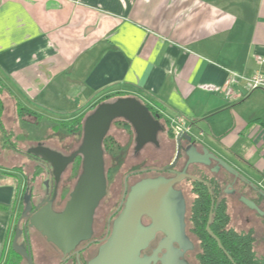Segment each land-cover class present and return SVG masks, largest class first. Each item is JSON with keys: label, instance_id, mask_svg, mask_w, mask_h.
<instances>
[{"label": "crops", "instance_id": "crops-1", "mask_svg": "<svg viewBox=\"0 0 264 264\" xmlns=\"http://www.w3.org/2000/svg\"><path fill=\"white\" fill-rule=\"evenodd\" d=\"M257 57L264 0H0L6 105L15 109L16 98L56 121L85 118L106 95H135L170 121L183 117L192 138L264 189V91L223 92L228 71L250 72ZM1 154L11 162L16 152L0 145ZM23 163L0 167V203L9 205L0 209V264L22 206Z\"/></svg>", "mask_w": 264, "mask_h": 264}, {"label": "flooded vegetation", "instance_id": "flooded-vegetation-1", "mask_svg": "<svg viewBox=\"0 0 264 264\" xmlns=\"http://www.w3.org/2000/svg\"><path fill=\"white\" fill-rule=\"evenodd\" d=\"M119 96L135 95L120 94L101 102L113 101ZM135 97L147 106L151 117L157 121L156 132L152 133L153 127L149 126L144 133H139L125 117H116L110 122L100 144L99 180L103 183L104 194L93 210L89 236L66 253L30 223L31 217L48 205L57 212L66 207L84 171L85 154L81 151L83 123L82 139L72 150L62 151L58 147L38 142L33 148L46 147L49 150L38 153L26 151L34 165L31 176L26 178L23 186L22 206L16 216L6 262L87 264L97 253L99 245L111 234L113 221L122 210L131 185L150 177L177 179L172 187L180 195L181 211L170 210L162 204L159 207L160 221L153 222L150 217L142 216L143 227L148 228L154 224L152 238L140 253L144 261L139 264H198V255L205 250L201 242V237L205 235L202 228L209 235L206 226L208 224L211 229L214 214L222 207L229 213V206L239 203L246 210L264 218V189L259 184L235 168L227 169L218 155L194 138L188 139L187 131L179 136V153L176 157L178 134L174 133L170 120L153 104ZM113 125V133H109ZM131 137L132 147L128 145ZM106 154L110 158L122 156V160H116L114 165L110 160L111 164H107ZM53 162L58 165L55 167ZM124 164L127 165L126 169L121 172ZM25 194L30 195L31 209L23 214ZM246 200L261 212L250 207ZM18 230L16 242L24 247V255L12 248V241ZM168 254H171V261L163 263V258Z\"/></svg>", "mask_w": 264, "mask_h": 264}, {"label": "water", "instance_id": "water-1", "mask_svg": "<svg viewBox=\"0 0 264 264\" xmlns=\"http://www.w3.org/2000/svg\"><path fill=\"white\" fill-rule=\"evenodd\" d=\"M116 117H125L139 133H144L149 126L155 134L157 121H154L148 112L147 106L135 96H119L113 101L99 103L83 122V143L81 151L84 152L83 174L76 188L70 195L63 211L57 212L50 205L42 208L31 217V226L41 232L49 241L63 252L73 249L81 240L89 236L92 213L99 199L104 194L103 183L99 180L101 167L100 144L110 122ZM177 140V154L179 153V136ZM191 139L190 134H186ZM46 147L30 148L35 153L48 151ZM223 166L229 170L233 168L221 160ZM56 167L58 164L53 162ZM101 169V168H100ZM60 172V171H59ZM58 173V172H57ZM198 179L197 177H194ZM177 179L164 177H150L131 185L122 210L113 221L111 234L99 245L97 253L87 264H139L144 261L140 256L143 248L152 238L149 227H143L142 216H148L153 222L160 221L159 207L166 205L170 210H180L179 193L172 187ZM165 200V202H163ZM25 208L23 214L31 209L30 195L23 197ZM250 207L257 208L252 202L245 201ZM165 208V207H164ZM258 209V208H257ZM259 212H261L258 209ZM181 213V212H180ZM206 230L214 238L217 245L224 250L218 237L213 234L209 225ZM19 230L12 241V248L25 254L24 247L17 244ZM229 257V255H228ZM165 258V259H164ZM163 263L171 261V254L165 255ZM30 261V257H29Z\"/></svg>", "mask_w": 264, "mask_h": 264}, {"label": "trees", "instance_id": "trees-1", "mask_svg": "<svg viewBox=\"0 0 264 264\" xmlns=\"http://www.w3.org/2000/svg\"><path fill=\"white\" fill-rule=\"evenodd\" d=\"M7 87L0 80V133H1V148L9 147L17 153H25L21 151L17 142L18 137L21 136L19 132L15 134V142L11 140L9 136L13 133L12 129H7L3 117L6 111V104L3 99L4 92ZM118 94H110L102 97L93 106H96L99 102L107 99L111 96H116ZM15 100V114L16 118L20 121H26L31 125H39L43 120H48L42 114L37 113L28 107L21 104L16 98ZM31 117L32 120L27 119ZM85 115H80L78 117L68 119V120H56L50 126L52 134L60 136L71 135L81 130V126ZM9 142V143H8ZM21 165H16V170L22 169ZM9 205L5 203H0V209L7 210ZM211 231L220 240L226 253L217 245L214 238L208 235L205 230L204 236L201 237L202 245L205 247L204 252L198 255V264H264V254L259 255L254 248L255 237L254 229L250 228L248 230H236L230 224V216L227 210L222 207L217 210L214 214V218L211 222ZM15 261L6 262V264H15Z\"/></svg>", "mask_w": 264, "mask_h": 264}, {"label": "rangeland", "instance_id": "rangeland-1", "mask_svg": "<svg viewBox=\"0 0 264 264\" xmlns=\"http://www.w3.org/2000/svg\"><path fill=\"white\" fill-rule=\"evenodd\" d=\"M249 101L251 103L252 100H249ZM254 102L258 103L259 101L254 100ZM47 115L51 116V114H49V113H47ZM57 118L66 119V118H68V116H58ZM27 119L32 120V118L29 116L27 117ZM3 121H4L7 129L13 130V133L11 134V136H9L13 142H15V134L17 132H19L21 134V136L18 137L17 144H18L19 148L21 149V151H23V152H26L28 149L36 146L38 142H40L44 145H47L49 147L50 146L51 147H54V146L58 147L62 151H69V150L76 148L82 139V130H80L79 132H76L74 134L66 135V136H60V134H58V135L52 134L50 126L53 124L54 120H51V119L43 120L37 126L31 125L30 123H28L26 121H20L16 118L15 109L9 105H6V111H5V115L3 117ZM170 123H171V125H174V123L172 121H170ZM114 128H115V125H113L111 127L109 133H113ZM192 130L196 136L198 134L197 129H192ZM114 135H115V133H114ZM115 136H117V135H115ZM200 139H202L204 141V143L209 144L208 140L210 138L207 137L206 133H205V135L200 137ZM1 144H2V142H1V133H0V145ZM132 144H133V138L131 137V140L128 143V145L130 147H132ZM23 154H25V153H23ZM110 157L111 156L109 154L105 155V159L107 160V164H111L110 160H112L113 165L116 164V162H119V161L121 162V160H122V156L121 157L115 156L116 158H110ZM29 160H30V158L28 155L22 156L16 152V154L14 155V158H10L11 162H9L1 154L0 155V167H8V168H10V170H12L11 169V166H12L11 163L15 162V164L21 165L22 162H25V163H23L24 168H25L26 172L28 173V177H30L32 174L31 172H32L34 162H32V161L30 162ZM116 160H118V161H116ZM117 165L120 166L119 163ZM126 166L127 165H125V164L122 166L121 172L125 171ZM15 172H17V171H15ZM17 175H18V177H20L18 179V181H21V183H22V181L24 180L23 175H21L19 173H17ZM261 184H262V186H264V182H262ZM18 209H19V207H18ZM261 209H262V207H261ZM228 211H229V215H230V224L235 229H237L238 231L247 230L250 227H252L254 229V237H255L254 248L259 255L264 254V218L256 215L255 213H252V212L246 210L239 203L231 204L229 206ZM247 217H249V218H247Z\"/></svg>", "mask_w": 264, "mask_h": 264}, {"label": "built area", "instance_id": "built-area-1", "mask_svg": "<svg viewBox=\"0 0 264 264\" xmlns=\"http://www.w3.org/2000/svg\"><path fill=\"white\" fill-rule=\"evenodd\" d=\"M256 63L259 67L250 72H239L229 70L226 79L223 82V92L227 97L239 96L242 93H250L254 90L264 91V57H257ZM174 125L172 129L175 134L180 131H188L184 125V118L178 117L177 120H171Z\"/></svg>", "mask_w": 264, "mask_h": 264}]
</instances>
